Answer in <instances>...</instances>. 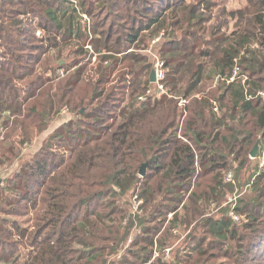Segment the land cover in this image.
<instances>
[{"label": "trees", "instance_id": "trees-1", "mask_svg": "<svg viewBox=\"0 0 264 264\" xmlns=\"http://www.w3.org/2000/svg\"><path fill=\"white\" fill-rule=\"evenodd\" d=\"M104 1H107L105 14L108 15L107 18L106 16L101 17L96 11L100 9L101 4H105ZM104 1L78 0L81 6V9L77 7L78 10H83L89 17L94 18V23L91 22L94 50L102 56L103 60L111 62L108 65L112 69L109 73L105 71L96 81L99 89L88 96V101L91 105L93 104V107L90 112H86L83 103L87 97L81 92L80 83L89 63L82 64L88 56L84 48L88 33L86 27L84 25L82 27L78 22V18L81 19V17L77 8L69 0H0V128L3 125L7 129L3 138L0 134V147L5 145L11 128H14V134L18 133L21 127L22 132L20 133L23 135V132H28L40 121L39 117L43 118L46 113L52 117L59 114L63 105L69 108L68 114L71 111H78L80 116H86L89 119L88 122L82 124L83 120L80 119L76 123L72 118L56 128V133L50 135L49 139H53L51 141L53 142L56 136L59 137V143L62 146L67 144L71 147V155L66 159L58 158L53 163H49L50 160L38 158L35 163L38 174H30L35 179L32 183L30 180L23 179L27 169L25 174L20 171L22 177H19L18 183L21 187L14 184L15 188L21 189L18 198H9L10 196L5 194V188L0 186V205L5 204L8 212L17 216L32 215L34 223V230H30V228H22L18 222L6 224L4 219H0V264H90L92 262L90 259L94 260L101 256L103 251L101 254L91 252L90 255H86L84 252L80 253L75 250L74 244L81 242L86 245L81 240V234L85 231L83 225L88 217L95 216L98 221H101L103 217H110L116 208L108 205L110 212L97 214L89 210L88 203L95 197L103 195V188L111 184L116 185L123 193L129 191L136 181L137 173L136 170L133 171L137 166L135 163L138 165L141 163L142 158L146 156L148 143L153 141L154 137L161 138L170 134L173 139L161 142H177V137L173 134L176 130L173 128H175L174 121L178 115V109L170 96L164 95L153 103L151 101L140 103L138 97L146 91L147 83L145 82L144 85L141 84L142 92L135 95L132 101L128 100L129 90L133 84L125 86L126 88H116L115 91L106 92V87L111 82L110 75L118 71L122 63L127 62L135 69L138 64H144L143 69L151 73V68L155 67L156 56L159 55L158 57L164 61L168 69L167 86L169 89L171 86L170 92L178 90L181 79L185 75L183 73L190 72L186 97L197 91L203 81L209 77L203 63H197V60L210 51L201 50L199 52L197 43H190L187 39L185 44H181L180 41L175 43L165 41L159 53L153 55L155 61L150 64L145 63V58L137 54L146 36H150L148 39L153 41L151 36L155 37L162 28L161 22L165 17H172L171 28H178L182 22H187L188 25L195 22V18L198 17L196 6H186L185 14L181 12L182 17H179L180 13L174 10L176 5L170 0H161L167 3L162 10H154L148 6H143L140 10L139 6L144 4L141 0ZM249 1L253 7L250 12L249 26L253 23V30H256V33L241 35V41L236 42L238 48L232 45H229L228 49L220 48L222 56L215 63L221 76L230 75L237 63L241 67L245 66L250 72H248V87L246 88L240 81L228 83L226 80H221L217 84L219 99H214V101L218 104L219 100L224 102L228 100L230 104L227 110L217 115L214 112L210 113V131L213 133L212 138H215L214 142L220 136V129L227 128V122L233 120L236 111L240 119L247 115L252 116L264 137V99L256 96L257 91L264 89L261 80L264 78L261 74L264 71V55L261 56L263 60L261 63L257 58L249 59L245 56V52L240 50L245 47L251 36L256 37L259 45H264V0ZM138 12H145L143 21L146 22L141 23V20L138 21L136 16H133L132 13ZM237 13L242 14V11L239 10ZM235 14L236 12H231L232 16ZM201 19L202 17L198 18V22ZM107 21H110V24L108 30H105ZM37 29L43 31V36L37 34ZM60 37L63 42L70 43L66 46H69L72 52L75 51L78 58L69 66L72 69L71 79L64 87L62 100L57 101V98L50 97L42 101L40 100L42 85L49 79H53L48 78V71L55 69L47 53L49 49L55 48L59 53L61 52ZM135 69L132 70V75L137 77L138 72ZM227 71L229 74L225 75ZM242 73H244L243 70ZM100 86H103V89ZM248 95L252 98L249 99ZM59 102L62 104H58ZM207 102L210 100L200 102L197 107L199 114L197 110L193 112L196 119L203 120L206 116ZM125 103H128V109ZM171 103L174 109L169 112V109L165 107ZM47 107L48 110H46ZM8 112L13 115L11 123L6 115ZM22 115L24 119L19 123L17 117ZM151 117H160L164 122L154 130ZM109 120L111 122L108 123ZM87 123L90 124L86 125ZM202 129L206 131L205 128L197 126L188 127L194 138L208 139L209 133H203ZM249 131L245 128L233 130V140L242 144V150L245 146L252 144V134ZM20 142L26 143V138L23 137ZM180 148L177 147V150L183 152ZM7 150L11 155L14 154V148L9 147ZM212 152H205L201 172L218 165L219 167L226 166V160H223L221 164H216V155L214 151ZM184 154L185 157L174 154L173 158L176 159L174 164L178 166V172L184 174L187 184L192 185L193 174H191L190 167L194 163V156L187 151ZM39 155L43 156V154ZM4 159L7 160L5 157ZM151 160L155 163L160 160V156L152 157ZM159 167L161 166H154L156 169ZM186 171H188L187 174H185ZM254 175L253 184H258L264 178V170L259 174L256 171ZM142 182L145 187L138 194L145 199L150 198L147 179ZM2 183L3 181L0 185ZM228 186L233 191L236 188L232 183H228ZM99 187L101 190H95ZM211 191L214 193L212 188ZM172 195L177 200L183 198L181 185L176 186ZM259 197L264 198L263 191ZM241 198L242 195L240 198L238 195L235 206L237 213L241 209ZM227 208L230 212L231 205H227ZM262 209L264 210L263 206ZM81 213L84 214L82 220H80ZM173 215V220H176L177 214L173 213ZM207 223L210 225V232L219 240L225 241L230 237L239 241L243 239L234 225L238 222L233 221L230 216L227 218L225 215L215 221L208 219ZM202 241H196L194 249H199ZM236 249L240 254L239 259L252 257L255 261H263L264 264V233L257 237L252 247L244 249L240 242ZM253 252L257 254L254 257ZM141 259L146 264L149 257ZM234 264H239V261H235Z\"/></svg>", "mask_w": 264, "mask_h": 264}, {"label": "rangeland", "instance_id": "rangeland-1", "mask_svg": "<svg viewBox=\"0 0 264 264\" xmlns=\"http://www.w3.org/2000/svg\"><path fill=\"white\" fill-rule=\"evenodd\" d=\"M141 1L144 4L142 3L143 5L139 6L140 10L143 6L152 7L154 10H162L167 5L166 2H162L161 0ZM170 2L176 5L174 10L176 13H180L179 17H182L181 12H185L186 6H196V15L198 17L195 18V22H191V25H188L187 22H182L178 28H171L172 17H165L161 22L162 28L155 37L151 36L153 40L159 39L158 42H155L157 45L148 39L150 36H146L145 41L141 44V50L137 54L139 57L145 58V63H153L155 61L153 55H157L159 50H161L162 44L167 37V29L170 27L171 37L174 39L172 42L180 41L181 44H185L187 39L190 43H197L199 52L201 50L205 52L210 51L197 60V63H203L209 77L203 81L197 91L187 97L188 102L180 106L179 99L186 97V89L190 81V72L185 71L183 73L185 75L184 77L182 76L180 88L170 92V98L176 103L178 109V115L174 121L175 128H173V130H176L173 131V134L177 137V142H161L162 140L173 139L170 134L161 138L154 137L153 141L148 143V148L145 151L146 156L142 158L141 163L139 165L135 163L137 166L133 171L136 170L137 173L135 175L136 181L129 191L123 193L116 185L111 184L103 188V195L95 197L88 203L89 210L97 214L110 212L108 205L111 208L115 207L116 211L108 218L103 217L101 221H98L95 216L88 217L87 222L83 225L85 231L81 234V240L86 245L76 242L74 249L80 253L84 252L86 255H90L91 252L94 254L99 252L101 254V251H103L101 256L94 260L90 259L92 261L90 264H144L145 262L141 259L143 257H149L146 264H234L237 260L239 264H263V261H255L252 257H247L248 255L246 259H239L238 255L240 254H238L236 249L237 244L240 242L243 244L244 249L252 247L257 237L264 233V210L262 209V206L264 207V198L259 197L260 193L264 192V178L260 183L253 184L255 175L254 172L251 173V170L252 166L258 165V159L255 160L249 157L250 152L258 141L259 143H264L262 130L255 124L252 116L247 115L243 119H240L236 111L233 120L227 122L228 127L220 129V136L216 142H214L215 138H212L213 133L210 131V113L214 112L213 108L217 106L219 112H222L227 110L230 104L228 100H225V102L219 100L218 104L214 101V99H219V88H217L219 86L217 84L220 81L217 84H215V81L221 72L215 63L222 56L220 48L228 49L229 45L237 47L236 42L241 41V35H247L250 32L256 33V30H253L254 24L252 23L249 26L250 12L253 10V7H251L249 0H170ZM77 5L81 9L80 3ZM106 5L107 1L104 5H100V9H95L101 17L106 16L105 18L108 17V15H105ZM239 10L242 11V14L237 13ZM231 12H236V14L232 16ZM144 13L138 12L132 14L136 16L138 21L141 20L142 23L146 22L143 21L145 17ZM200 17L202 19L198 22V18ZM90 19L94 23V18L90 17ZM80 21L81 19L78 18V22ZM109 24L110 21H107L104 27L105 30H108ZM80 25L83 27L81 22ZM60 40L62 42V47L59 48L61 52L59 53L55 48L53 50L49 49L47 53V57L51 59L52 66L55 69L48 71V78L53 79H49L50 82L46 81L42 85V99L40 98L42 101L50 97L57 98V101L62 100L61 95L65 91L64 87L69 79H71L72 69L69 66L78 58L76 52L73 51V53L69 46H66V44L70 45V43L63 42L62 37H60ZM256 41V37L251 36V39L245 44L244 48L246 49L240 48V50L245 52V56L249 59L257 58L262 63L261 56L264 55V45H259ZM144 47L145 49H142ZM239 57L241 58V56ZM92 61L94 60L92 58L89 59L87 56V59L82 62V64L89 62L83 80L80 83V90L87 97L83 103V106L86 107V112H90L93 107V104L91 105L90 101H88V96L99 89L96 81L99 80V77L105 71L108 73L112 72L109 66L111 62L103 60L102 56L94 61L96 63L92 64ZM105 62H108L109 65ZM143 65L138 64L136 66L139 76L137 78L135 75H132V70L135 67L130 66L127 62L122 63L118 71L110 75L111 82L106 87V92L109 93L110 91H115L116 88L122 89L125 86L133 84V88L130 87L131 89L129 90L130 96L128 101L134 100L135 95L142 92L141 84L147 83L149 71L143 69ZM62 68L69 70L66 74L67 77L58 78V70ZM241 70L247 75L250 73L245 66L241 67ZM227 74H229V71L225 75ZM261 74L264 76V71ZM104 78L108 77L104 76ZM261 80L264 87V78ZM100 88L103 89V86H100ZM170 89H172L171 86ZM202 96L205 100L211 98V101L207 102L209 109L206 111V116L203 120H198L194 117L193 112L200 105V98ZM62 103L59 102L58 104ZM172 104L165 107L169 109V112L174 109ZM125 106L127 109L129 108L128 103H125ZM62 109L59 111V114L57 113L53 117L47 113L43 118L39 117L40 121L31 127L28 132H23V135L20 133L22 132L21 127H19V132L14 134V128L10 129L7 141L5 140V145L0 147V182L3 181L0 186L5 188V194L10 196L9 198H18L21 189L15 188L14 184L21 187L18 179L22 177L21 173L25 174L26 169L27 172L23 176V179L30 180L31 183L35 181L30 174H38L35 169V163L38 158L40 160H50L49 163H53L58 158L66 159L71 155V147H68L67 144L62 146L57 136L55 137V141L51 142L53 139L50 140L49 136L56 133L57 127H60L61 124L68 122L72 118L75 119L76 123L80 119L83 120L81 121L82 124L88 122L89 119L86 116H80L78 111H71V113L64 115L61 112ZM46 110H48V107ZM6 115L10 120L9 122H13V115L10 113H6ZM18 119L19 123H21L24 115L18 116ZM151 121L154 130L164 122L160 117H151ZM88 124L90 123L86 125ZM190 126L205 128L206 131L202 129V132L209 133L208 139L194 138L192 131L188 130ZM1 128L0 134L3 138L7 129L4 133H1ZM237 128L248 129L251 132L250 134H252V144L245 146L244 150H242L240 142H234L233 140V130ZM23 137L26 138V143L20 142ZM9 147L14 148L13 155L7 150ZM177 147H181L180 149H183V152L178 151ZM211 150L215 152L216 164H221L223 160H226V166L219 167L220 165H218L201 172L204 154L206 151L212 152ZM185 151L194 156V163L190 167L191 174H193L192 185L187 184L184 174H180L178 166L174 164V160L176 159L173 158V155L178 154L181 157H185ZM39 154H43V156L41 157ZM157 155L160 156V160L154 163L151 158ZM143 164H146V167L145 173L142 176L140 175V171ZM156 165L161 167L156 169L154 168ZM168 168L170 169L168 170ZM230 170L233 171L235 178V182L232 183L236 187L234 191L228 186L227 182H223L225 173ZM20 171L21 173H19ZM187 173L188 171L185 172V174ZM144 179H147L151 193V197L146 199L138 194L145 187V184L142 182ZM178 185H181V188H183L184 196L181 200L174 199L172 195L173 190ZM247 186L249 188H246ZM211 188L214 190V193H212ZM95 190H101V187ZM235 192L239 194V198L242 195V198L240 203L241 209L238 212L241 221L234 225L243 239L239 241L236 238L230 237L225 241L219 240L210 232V225L207 223V220L211 219L215 221L225 215L228 218L229 209L227 205H233L229 202V199L233 197ZM253 206L254 209H252ZM225 208H227L226 211H224ZM0 211V219H4L6 224L18 222L22 228L34 230L32 215L22 217L9 213L8 207L5 204L0 205ZM173 213H176L178 216L176 220H173ZM82 218H84L83 213L80 214V220ZM199 240H203L202 246L196 250L194 249L196 247L195 242ZM254 252L253 257L257 255Z\"/></svg>", "mask_w": 264, "mask_h": 264}, {"label": "built area", "instance_id": "built-area-1", "mask_svg": "<svg viewBox=\"0 0 264 264\" xmlns=\"http://www.w3.org/2000/svg\"><path fill=\"white\" fill-rule=\"evenodd\" d=\"M73 3V5L77 8H79V6L77 5L79 2L78 0H69ZM77 8V10H78ZM80 17H81V23L84 25V27H86L87 29V33H88V39L86 40L85 44H84V48L87 50L88 52V58H92L94 61L100 57V54L97 53L94 50V46L92 43V32H91V19L90 17L82 12V10H78ZM37 34L39 36H43V31L41 29L37 30ZM159 39H155L153 40V43H155L156 41H158ZM92 61L93 63H96ZM106 64H108V62H105ZM155 70H156V81L155 82H151L150 80V73L148 74L147 77V84H146V91L144 94L139 95L138 100L140 101V103H145L147 101H151L152 103L158 99H160L162 96L164 95H168L170 96V91L169 88L167 86V74H168V69L166 68L164 61H162L158 56H156V62H155ZM69 70L66 69H61L58 70V78H62L65 77L66 74L68 73ZM221 80H226L228 83L234 82V81H240L242 85H244L246 88L248 87L247 81L249 80V76L247 74L242 73L241 70V66L237 63L234 66L233 72L228 75V76H221L218 75L216 77V81L215 84H217L219 81ZM249 99L252 98L251 95H248ZM256 96H259L261 98L264 99V89L263 90H259L256 93ZM188 102L187 97H182L179 99V105L183 106L184 104H186ZM69 108L67 106H64L62 109V114L66 115L68 113ZM214 112H218L219 113V109L217 106H215L213 108ZM10 113V112H8ZM6 130L5 126H3L1 128V133H4ZM26 145V144H25ZM251 157V156H250ZM252 159H258V169H257V173L259 174L262 170H264V143H259V148H258V153L256 158L251 157ZM233 171L230 170L228 172L225 173L224 175V181L227 183H234L235 182V178L233 175ZM238 195L236 192L234 193L233 197H231L229 200L230 203H232L233 205H231V210L229 212V216L232 218L233 221L235 222H239L241 221L239 214L236 212L235 210V206L238 200ZM172 215V214H171Z\"/></svg>", "mask_w": 264, "mask_h": 264}, {"label": "water", "instance_id": "water-1", "mask_svg": "<svg viewBox=\"0 0 264 264\" xmlns=\"http://www.w3.org/2000/svg\"><path fill=\"white\" fill-rule=\"evenodd\" d=\"M150 80L151 82H155L156 81V70L153 68L151 70V73H150ZM258 148H259V141L255 144L254 148L252 149V151L250 152V156L253 157V158H256L257 156V153H258ZM145 167H146V164H143L141 166V171H140V175H144L145 173Z\"/></svg>", "mask_w": 264, "mask_h": 264}, {"label": "crops", "instance_id": "crops-1", "mask_svg": "<svg viewBox=\"0 0 264 264\" xmlns=\"http://www.w3.org/2000/svg\"><path fill=\"white\" fill-rule=\"evenodd\" d=\"M169 25V24H168ZM171 27V26H170ZM170 27H168V29H167V33H166V39H165V41L166 42H170V41H173L174 39H173V37H171V33H170V31H171V28ZM169 31V32H168ZM201 102L203 101V102H205V98L202 96L201 98ZM210 101H211V98H208ZM206 108H205V111H208V109H209V106L206 104ZM200 112H199V110H197V114H199ZM216 113V112H215ZM216 115H217V113H216ZM256 160V159H255ZM257 169H258V165L256 166H252V170H251V173H255L256 171H257ZM250 173V174H251Z\"/></svg>", "mask_w": 264, "mask_h": 264}]
</instances>
